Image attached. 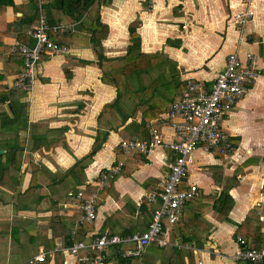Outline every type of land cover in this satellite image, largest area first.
<instances>
[{"label": "crops", "instance_id": "1", "mask_svg": "<svg viewBox=\"0 0 264 264\" xmlns=\"http://www.w3.org/2000/svg\"><path fill=\"white\" fill-rule=\"evenodd\" d=\"M250 1L104 0L71 33L55 37L71 53L43 56L32 91H19L12 99L23 106L26 123L21 131L28 136V157L6 190L19 196L9 204L0 202L3 214L9 213L14 264H28L41 251L46 253L42 264H74L69 248L75 240L146 231L161 204L156 195L175 154L167 147L124 153L120 142L146 139L152 127L173 141L164 116L182 98L187 81L211 87L234 53L243 63L252 54L261 73L223 118L237 147L227 156L202 147L192 153L180 189L196 185L200 195L185 205L181 224L164 222L168 245L180 252L171 247L161 252L162 245L155 243L142 262L249 264L234 256L239 237L246 240L245 247L264 245V221L259 218L264 204L261 210L254 207L264 192V0ZM14 3L0 12L5 21L0 23V113L9 112V100H2L22 70L14 44L32 43L30 28L15 21L34 12L24 0ZM247 9L254 15L245 23L236 21ZM97 20L100 26L93 31ZM13 130L0 132L20 131ZM103 138V146L89 158L96 140ZM15 142L7 138L0 146ZM78 162L83 163L73 171ZM120 162L122 171L99 193L97 218L81 224V212L68 193L98 190L102 174ZM222 194L232 200L226 219L213 208ZM180 225L183 230H177ZM103 254L106 264L124 259L118 248Z\"/></svg>", "mask_w": 264, "mask_h": 264}, {"label": "built area", "instance_id": "2", "mask_svg": "<svg viewBox=\"0 0 264 264\" xmlns=\"http://www.w3.org/2000/svg\"><path fill=\"white\" fill-rule=\"evenodd\" d=\"M250 1V0H249ZM251 3V1H250ZM254 15V11L247 9L238 13L235 20L245 23ZM73 29L72 25H58L51 29L44 17L38 26L29 29L28 36L34 42L32 45L16 42L14 51L23 59V69L15 79L12 88L24 92L32 91L37 76V66L43 56L68 55L71 48L60 45L52 40L49 32L66 33ZM261 76L256 58L248 55L243 63L237 53L229 55L225 70L218 74L211 87L189 80L182 98L173 103L164 120L170 123L174 132V140L166 141L162 132L155 127L150 128L146 139H129L120 142V150L124 153H143L158 147L171 149L175 158L169 164V172L162 182L161 190L156 195L161 201L154 211L152 220L144 232L126 237L101 234L86 240H75L69 251L75 257L74 264H106L107 248H118L124 258H141L153 244L167 245L164 222L176 225L183 217L186 204L197 199L200 195L196 185H190L181 190L180 187L188 176V164L192 153L199 147L206 151L219 150L223 155L234 151L232 138L223 127V118L236 106L248 92V86ZM124 163L109 167L102 174L98 183V190L85 197L82 190L70 191L68 197L72 205L81 212L80 223L92 222L97 218L99 193L110 180L122 171ZM255 202L254 207L261 210L264 204V192ZM260 221L264 216L259 212ZM76 235V229L73 236ZM240 245L234 258L239 262L249 264H264V245L261 248L245 247L246 240L239 237ZM133 247L125 249L124 245ZM85 252V253H83ZM46 261V253L41 251L28 260V264H42ZM199 264H204L200 262Z\"/></svg>", "mask_w": 264, "mask_h": 264}, {"label": "trees", "instance_id": "3", "mask_svg": "<svg viewBox=\"0 0 264 264\" xmlns=\"http://www.w3.org/2000/svg\"><path fill=\"white\" fill-rule=\"evenodd\" d=\"M104 0H50L46 3L42 2L41 0H24V4L26 6H29L30 9L34 12L32 14H23L22 17L17 18L16 24L21 23L22 28L27 30L31 28L32 26H38L41 23V17H44L46 19L47 25L53 29L54 27L58 25H72L73 29L75 26L80 24L82 20L85 18V16L91 11V9H99V7L102 5ZM15 6L14 0H0V12L7 7H13ZM39 13V17L36 18L35 14ZM2 13H0V23L5 21L3 20L4 16H1ZM64 21V22H62ZM95 27H92L95 31L96 27L100 26V21L97 20L95 22ZM29 31V30H28ZM72 29L67 31L66 33H53L52 31L49 32V36L52 40H54L56 43L60 45H64L69 47L68 45L64 44L63 40H56L55 37L58 35L64 36L68 33H71ZM34 42L30 43L29 45H32ZM70 48V47H69ZM22 61V69H23V59L21 58L20 54L15 52ZM102 57L101 54H99V58ZM102 60V59H101ZM22 71V70H21ZM20 71V72H21ZM19 75V74H18ZM2 81L0 76V82ZM2 86L0 85V89ZM21 90H15L12 88V90L6 92V97L3 102L6 100H9V112L7 113H0V128L1 129H8L9 127L14 128L17 123H26V118L23 113V106L19 107L17 104L12 103V99L16 96L17 92ZM24 92V91H21ZM0 96H3L0 94ZM25 126V125H24ZM233 143L234 149L237 147V140L231 139ZM104 138L103 139H97L96 144L93 148L92 153L90 154L89 158L94 156L99 149L104 144ZM28 149L24 146H20L15 142L13 144L5 146H0V151H5V153L0 154V202L9 204L11 201L15 199V197L19 196V193H16L14 195H10L9 192L6 190L9 189L10 185L14 183L15 177L19 175L21 171L20 164L23 159H26V155L28 153ZM83 162H78L73 171H76L81 167ZM72 172V171H71ZM90 195V194H89ZM88 194H85V197L89 196ZM213 208L223 216V218L226 219L227 214L230 212L232 208V200L227 194H222L218 198L214 199L213 202ZM182 219L179 223L172 226H178L181 224ZM180 228H177V230H183L184 228L180 225ZM177 230H174L173 232H177ZM174 242L173 239H171L170 243ZM73 243L70 245L72 246ZM160 251L163 252L168 248H174L170 245H164L161 246ZM174 251L176 253H179L180 250L177 248H174ZM122 255V254H121ZM144 255L139 259L135 257L131 258H124L121 259L120 264H144L142 262Z\"/></svg>", "mask_w": 264, "mask_h": 264}, {"label": "rangeland", "instance_id": "4", "mask_svg": "<svg viewBox=\"0 0 264 264\" xmlns=\"http://www.w3.org/2000/svg\"><path fill=\"white\" fill-rule=\"evenodd\" d=\"M24 127V123H17L16 126L13 128L15 129H20V131L16 132V131H12L13 133H2L0 132V143H3L4 141L7 140V138H11V139H15L17 140L18 144L20 146H24L27 148V132L26 131H21L23 130ZM1 130V129H0ZM19 146V147H20ZM228 155H231V153H229ZM28 157V155L26 156V158ZM26 159H23V161ZM201 202V201H200ZM198 203V202H196ZM202 203V202H201ZM198 203V204H201ZM4 204L5 203H1ZM203 207V205L201 207H199L200 209ZM3 210L2 207L0 206V264H7L8 262L11 261L12 264H14V258L15 257H11L12 255L15 256L14 253L11 252L12 250V245L14 247L15 242L12 241V235H11V223L9 224V213L7 212L6 214H3ZM5 215V216H4ZM192 221H193V216L189 217ZM188 219V221L190 220ZM190 220V221H191ZM10 225V226H9ZM4 231V232H3ZM15 240V239H14ZM133 245L131 244H126L124 245L125 249H130L132 248ZM11 257V259L8 258Z\"/></svg>", "mask_w": 264, "mask_h": 264}, {"label": "water", "instance_id": "5", "mask_svg": "<svg viewBox=\"0 0 264 264\" xmlns=\"http://www.w3.org/2000/svg\"><path fill=\"white\" fill-rule=\"evenodd\" d=\"M5 151H0V154L4 153Z\"/></svg>", "mask_w": 264, "mask_h": 264}]
</instances>
